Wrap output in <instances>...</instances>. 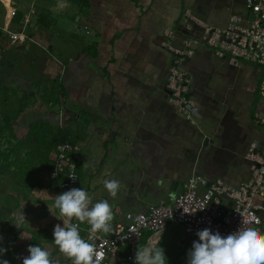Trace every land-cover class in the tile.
Segmentation results:
<instances>
[{"label": "crops", "instance_id": "crops-1", "mask_svg": "<svg viewBox=\"0 0 264 264\" xmlns=\"http://www.w3.org/2000/svg\"><path fill=\"white\" fill-rule=\"evenodd\" d=\"M16 5L0 0V82L27 104L14 131L22 138L30 123L44 121L68 132L74 143H66L78 149V183L68 190L84 188L93 204L107 200L113 231L117 223L125 224L127 213H143L178 196L193 177L205 185L222 181L232 189L249 179L250 146L264 154L260 70L218 57L204 42L208 27L223 30L236 21L248 26L245 0H29ZM15 13L19 17L13 22ZM6 31L22 33L20 40L10 41ZM185 41L198 43L178 68L189 80L184 99L195 113L186 106L183 113L165 88L173 50L184 49ZM54 149L48 168L35 172L31 190L19 191L7 179V187L0 188V248L6 249L0 260L9 264H22L35 235L42 239L36 245L48 250L55 264L71 263L53 241L54 227L63 226L54 207L63 180L51 174ZM106 179L120 181L117 197L104 189ZM205 185L197 186L199 193ZM20 206L41 209L44 216L23 219ZM79 227L82 238L89 239L90 225ZM183 230L171 223L157 247L165 237L177 241L184 235L193 242ZM151 237L145 232L140 247ZM152 239L156 243L158 236Z\"/></svg>", "mask_w": 264, "mask_h": 264}, {"label": "built area", "instance_id": "built-area-1", "mask_svg": "<svg viewBox=\"0 0 264 264\" xmlns=\"http://www.w3.org/2000/svg\"><path fill=\"white\" fill-rule=\"evenodd\" d=\"M245 10L248 15L246 28L241 27L237 21L231 22L223 30L208 27L204 42L218 57L228 56L234 61L247 62L259 68L257 93L263 106V114L259 118L264 124V0H245ZM28 20L29 18L25 17L23 24H27ZM6 34L12 42L20 40L22 35L10 31H6ZM197 44V41H185L184 49L173 50V67L165 86L170 101L183 113H186L184 107L187 101L184 96L188 93L189 80L178 68L185 59L192 56L193 45ZM77 159V147L66 142L55 147L52 153L51 174L63 179L58 186L59 194L78 183ZM247 159L250 162V177L236 189L222 181H215L206 187L203 193H199L197 186L205 183L196 176L187 181L178 196L152 206L146 212L124 215L125 224L117 223L110 236H102L100 232L93 233L89 229L88 237L94 240L97 251L103 254L99 264H135L136 251L142 249L140 241L143 234L148 232L152 237H156L171 223L181 225L185 233L195 241L198 240L196 232L205 228L227 236L245 221L251 220L255 214L261 223L253 226L264 232V154L252 144ZM230 203H233V207L229 206ZM230 208L232 212L228 213ZM152 237L147 240V246L154 245Z\"/></svg>", "mask_w": 264, "mask_h": 264}, {"label": "clouds", "instance_id": "clouds-1", "mask_svg": "<svg viewBox=\"0 0 264 264\" xmlns=\"http://www.w3.org/2000/svg\"><path fill=\"white\" fill-rule=\"evenodd\" d=\"M85 165L86 163L82 167ZM73 167L75 168L74 165ZM103 187L115 198L121 190V183L117 179H106ZM54 207L59 209L63 218V226L57 224L53 229V241L59 252L70 259L72 264H99L103 254L97 251L94 240L82 238L79 226L87 222L91 232L111 234L114 213L109 202L101 200L93 204V197L84 188H73L56 195ZM260 223V218L253 214L251 220L245 221L227 236H221L219 232H213L209 228L197 231L198 240L192 242L187 264H264V232L253 226ZM160 233L155 245L136 251L135 264H166L163 250L157 247ZM5 251L6 249L0 248V256ZM27 252L29 255L23 258L22 264H55L51 253L39 245H30ZM0 264L9 262L0 260Z\"/></svg>", "mask_w": 264, "mask_h": 264}, {"label": "trees", "instance_id": "trees-1", "mask_svg": "<svg viewBox=\"0 0 264 264\" xmlns=\"http://www.w3.org/2000/svg\"><path fill=\"white\" fill-rule=\"evenodd\" d=\"M18 17V13H15L13 22H16ZM6 90L9 89L0 82V92L3 95L1 106L5 107L4 111H0V188L2 184L4 185L3 181H7L19 191H29L34 187L32 181L35 172L48 168L51 150L62 142L74 143V141L68 140L69 134L65 129L53 128L44 121L30 123L25 135L19 138L14 131V126L27 104L24 100H20L16 106L12 105ZM25 98L29 99L28 95ZM4 186L7 187V184ZM6 200L17 208L18 202L12 196H7ZM183 233H185L184 230ZM175 239L173 237L172 241L165 237L158 248L163 250L166 264H187V255L192 241L184 235L177 241H174ZM41 242L40 236L35 235L27 248Z\"/></svg>", "mask_w": 264, "mask_h": 264}, {"label": "water", "instance_id": "water-1", "mask_svg": "<svg viewBox=\"0 0 264 264\" xmlns=\"http://www.w3.org/2000/svg\"><path fill=\"white\" fill-rule=\"evenodd\" d=\"M186 109L192 113V112H197L196 108H194L192 105L188 104L186 105ZM206 141V139H205ZM211 183H207L205 186L209 187ZM230 207H233V203L229 204ZM228 213L232 212V208H230ZM18 213L21 216H26V217H31V218H41L44 216V212L41 209H38L33 206H20L18 209Z\"/></svg>", "mask_w": 264, "mask_h": 264}, {"label": "rangeland", "instance_id": "rangeland-1", "mask_svg": "<svg viewBox=\"0 0 264 264\" xmlns=\"http://www.w3.org/2000/svg\"><path fill=\"white\" fill-rule=\"evenodd\" d=\"M15 1H17V7L20 5V2L21 1H24V3H26L27 1H29V0H15ZM15 27H18V25L17 26H15ZM20 27V26H19ZM11 30H13V29H11ZM13 31H15V30H13ZM5 33H4V35H3V37H5ZM6 92H7V97L10 99V101L12 102V105H14V106H16L17 105V103H18V101H20V99L18 98V99H16V98H14L13 97V91H10V90H6ZM2 99H3V95H2V93L0 92V111H4L5 110V107H3V106H1V102H2ZM7 109V108H6Z\"/></svg>", "mask_w": 264, "mask_h": 264}]
</instances>
